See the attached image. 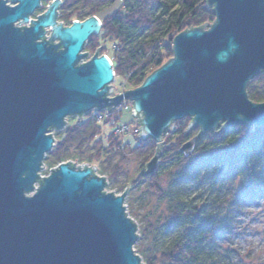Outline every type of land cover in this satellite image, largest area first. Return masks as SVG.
<instances>
[{
	"label": "water",
	"instance_id": "water-1",
	"mask_svg": "<svg viewBox=\"0 0 264 264\" xmlns=\"http://www.w3.org/2000/svg\"><path fill=\"white\" fill-rule=\"evenodd\" d=\"M0 3V264H144L138 226L123 195L107 193L95 166L62 163L42 177L44 161L69 117L133 102L139 139L158 152L163 135L191 118L200 136L237 125L264 127V103L252 102L249 83L264 72V0H207L216 22L177 35L174 56L136 89L109 98L115 70L108 56L83 63L89 40L101 33L91 17L56 24L62 0L31 27L40 0ZM18 24V25H17ZM52 28L50 41L44 29ZM58 42V43H56ZM198 138L183 145L193 153Z\"/></svg>",
	"mask_w": 264,
	"mask_h": 264
},
{
	"label": "trees",
	"instance_id": "trees-1",
	"mask_svg": "<svg viewBox=\"0 0 264 264\" xmlns=\"http://www.w3.org/2000/svg\"><path fill=\"white\" fill-rule=\"evenodd\" d=\"M95 2L104 4L108 0ZM113 3L117 9L106 13L98 38L106 43L115 42L116 48L126 50L129 56L125 61L117 59L115 49L101 55L113 61L115 78L127 74L133 89L141 87L153 72L173 58V41L177 35L216 22L214 9L207 7V0H113ZM100 9L98 6L95 11L98 13ZM96 12L95 17L103 14ZM156 29L160 32L157 38L145 36ZM135 45L139 46L132 52ZM247 94L252 102L264 103V72L249 83ZM92 114L67 127L56 138L46 160L62 162L73 149L78 151V157L95 150L86 162H98V172L109 182H117L121 171L118 165L112 166V158L121 156L125 160L123 150L128 148L132 155L144 161L136 182H147L151 192L170 202L164 226L171 240L158 255L137 250L143 263L232 264L233 250L219 244L234 233L242 216L243 202L255 204L264 200V127L237 125L223 130L221 124L217 131L200 136L199 128H190L191 118L177 121L163 135L156 171L145 175L146 165L158 152L156 141L138 139L130 148L114 133L103 137L102 125L114 127L119 117L112 115L104 123H98ZM196 137L193 153L183 154V145ZM108 170H111L109 174ZM164 173L173 177L171 186H175L171 189L161 186ZM184 185L194 186L196 192L192 198L181 194ZM153 229L151 225L145 227L140 237L150 235Z\"/></svg>",
	"mask_w": 264,
	"mask_h": 264
},
{
	"label": "rangeland",
	"instance_id": "rangeland-1",
	"mask_svg": "<svg viewBox=\"0 0 264 264\" xmlns=\"http://www.w3.org/2000/svg\"><path fill=\"white\" fill-rule=\"evenodd\" d=\"M94 9H97L95 5L89 4L88 8H85L84 12L74 13L70 21L85 20L90 15H93V13L96 12ZM116 9L117 8L115 5L111 8L108 7L107 9H100V11L96 13H103L99 16L104 18L106 13L113 12ZM211 26L206 25L205 28L209 30ZM159 35V29H156L149 32L145 36L157 38ZM98 37L100 36L91 38V42H88L89 44L86 45L84 50H87L89 52L86 54V58L83 60V63L90 61L94 57V55L98 53V51H100V55L104 54L106 51H112L111 49L113 46V42L106 43L103 39H100ZM138 46L139 45H135L134 48H131L132 52H135ZM128 56L129 53L124 49L117 51V59L120 58L125 61L127 60ZM132 88L133 87L128 81L127 74H119V76L115 78V82L111 85L109 98L119 96L126 90ZM133 108V102L131 101H124L119 106L114 107L112 109V115L119 118L115 122L114 127L111 125H102L101 128L103 129V137L113 133L115 134V131L118 129V127H125L127 131L124 135L119 136V141L123 145L133 148L136 145L137 140L139 139L140 130V125L138 124V121L134 116ZM94 112L95 110L85 114L81 120H79L78 117H69L66 120V128L73 125V123L77 121L82 122L85 118L89 117L91 113H93L92 115L95 116L94 119L98 123H104V121L108 118L98 119L97 115L94 114ZM106 112L108 111L103 110V113ZM65 131L66 129L62 132L53 131L52 133L56 139L60 138ZM123 151L126 154L125 160H122L121 156L112 158V166L118 165L121 171L120 177H118L117 182H109L106 176L100 174L98 170L97 175L106 178V180L108 181V185L106 187L107 193L119 196L123 195L127 190L125 206L127 207V210L129 211L132 219L136 220L138 226L139 239L135 244V247L138 251L142 250L143 252H145V254L158 255L159 251L166 248L171 240V234L167 232V229L164 226V218L169 212L170 202L167 198L161 199L153 192H151L148 189L147 182L143 180L136 182L142 172L144 161L142 158L132 155L128 148L124 149ZM95 152V150L84 152V154H81L82 157H78V151L76 149H73L71 154L67 155V157L64 158L62 162L45 159V168L41 173V176L48 177L53 169L57 168L62 163L68 162L76 163L75 166L79 167L86 165L89 167L95 166L97 168L98 162H93L92 164H88L86 162L87 157L95 154ZM50 163L53 164L50 165ZM110 171L111 170H108V174ZM172 181L173 177L171 176V174L164 173L160 183L163 188L171 189L172 186H175H171ZM181 189V194L186 196L187 198H192V195H194L196 192L193 185H184L181 187ZM241 207L242 216H240L239 221H237L238 224L234 233L224 239V241H222L219 245L221 247H226L233 250L235 259L232 264H264V200H261L260 202H257L255 204L243 202L241 204ZM150 225L154 228L153 232L146 237H140V233L145 229V227Z\"/></svg>",
	"mask_w": 264,
	"mask_h": 264
},
{
	"label": "flooded vegetation",
	"instance_id": "flooded-vegetation-1",
	"mask_svg": "<svg viewBox=\"0 0 264 264\" xmlns=\"http://www.w3.org/2000/svg\"><path fill=\"white\" fill-rule=\"evenodd\" d=\"M95 1H97V0H93V1H91V0H62L61 5L57 10V17L55 20L56 24L58 26L61 25L63 28L71 27V25L74 21H70V20L73 17L74 13L84 12L85 8H88L89 4H94L96 8L98 6H100L101 9H107L108 7L109 8L114 7L112 5H114L116 3V2L113 3V0H108V2L104 3V4H99V2H95ZM1 2H5V6L8 8H13V7L19 5V3H15L13 0H0V3ZM54 3H55V0H40L39 6L34 10V12L32 14L29 15V22L27 24H25L23 27L24 28L31 27L33 22H36L41 17H43L47 14V12L50 10L51 6ZM91 17H93V15H90L87 19H89ZM97 18L101 22V27H102L101 32H102L103 26H104V19L101 16H98ZM87 19H85V20H87ZM85 20H76V21L83 22ZM44 32H45V40L50 41L51 35H52V28L51 27L46 28V29H44ZM56 43H58V42H56ZM115 44L116 43L114 42L112 49H111L113 51H114V49L116 51L118 50L116 48ZM100 56H102V55H100Z\"/></svg>",
	"mask_w": 264,
	"mask_h": 264
},
{
	"label": "built area",
	"instance_id": "built-area-1",
	"mask_svg": "<svg viewBox=\"0 0 264 264\" xmlns=\"http://www.w3.org/2000/svg\"><path fill=\"white\" fill-rule=\"evenodd\" d=\"M95 113H96L98 119H102V118L105 119L107 117H110L113 114V112H111V113L106 112L107 113L106 114V113H103V111H101V112L95 111ZM126 131H127V129L125 127H118V129L115 131V135L116 136L124 135ZM76 167H79V166H76Z\"/></svg>",
	"mask_w": 264,
	"mask_h": 264
},
{
	"label": "bare ground",
	"instance_id": "bare-ground-1",
	"mask_svg": "<svg viewBox=\"0 0 264 264\" xmlns=\"http://www.w3.org/2000/svg\"><path fill=\"white\" fill-rule=\"evenodd\" d=\"M113 64V63H112Z\"/></svg>",
	"mask_w": 264,
	"mask_h": 264
}]
</instances>
